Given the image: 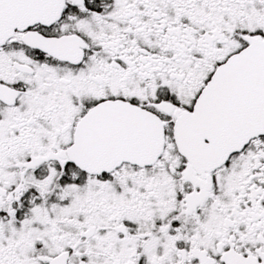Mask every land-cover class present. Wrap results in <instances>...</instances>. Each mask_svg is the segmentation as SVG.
I'll list each match as a JSON object with an SVG mask.
<instances>
[{"label":"snow or ice","instance_id":"6c2138e0","mask_svg":"<svg viewBox=\"0 0 264 264\" xmlns=\"http://www.w3.org/2000/svg\"><path fill=\"white\" fill-rule=\"evenodd\" d=\"M0 264H264V0H0Z\"/></svg>","mask_w":264,"mask_h":264}]
</instances>
